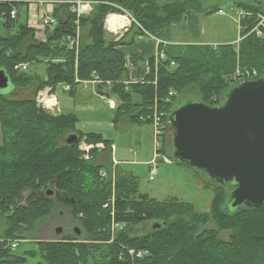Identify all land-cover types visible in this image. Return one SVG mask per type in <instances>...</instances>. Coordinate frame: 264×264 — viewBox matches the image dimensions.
Here are the masks:
<instances>
[{"label": "trees", "instance_id": "trees-1", "mask_svg": "<svg viewBox=\"0 0 264 264\" xmlns=\"http://www.w3.org/2000/svg\"><path fill=\"white\" fill-rule=\"evenodd\" d=\"M68 1L55 7L56 25L52 30L46 28L45 40L39 41L37 30L27 21L17 24L19 11L16 19L10 16L12 8L28 2L1 0L0 11L8 15L10 33L0 36V70L7 73L15 88H27L35 79L19 68L21 64L48 63L37 94L47 88L54 92L64 83L74 85L77 78L90 80L96 72L102 81L114 83L112 93L121 101L115 122L127 116L134 125L152 124L155 108L169 121L171 112L181 105L175 106L171 90L180 94L197 86L201 101L217 107L223 100L212 99L221 98L236 85L229 78L238 68L257 71L259 78H264V28L262 35L255 30L259 16H264V6L258 2L234 0L246 14L240 20L242 39L237 45L172 46L162 42L159 54L166 59L150 58L145 80L130 83L125 56L117 49L125 42L106 41L105 24L112 14H124V10L133 14L135 35L129 44H134V38L148 33L171 41V26L182 20L196 21L205 12L177 0H79L78 12H73L77 0ZM215 11L207 15L220 8ZM16 25L18 32L12 34ZM78 31L81 46L77 50L69 44ZM84 31L91 41L88 45L82 43ZM145 60L140 54L131 56L134 65ZM37 94L20 100L0 93V218L6 219L5 231L0 233V264H28L30 258L38 257L41 260L37 264H264V207H228L226 212L225 186L216 183L211 211L198 213L191 203L177 199L159 202L141 194L135 177H119L115 185L104 181L100 177L102 167L94 164L100 150L92 149L100 143L110 149L111 141L101 134L79 131L75 115L49 114L38 106ZM134 94L142 97L141 103H134ZM70 135L78 137L72 145L67 143ZM84 140L92 147L89 160L80 150ZM166 147L167 137L158 151L161 156H166ZM51 187L73 201L71 215L81 225L80 234L57 241L36 240L37 249L23 256L14 254L9 243L29 239L38 223L54 210V201L47 194ZM43 191L46 196L41 195ZM24 192H31L27 207L18 205ZM210 221L216 222L217 230L199 231ZM144 223H150L152 229L140 237L130 236L124 228H113L114 224ZM219 231H231L230 240L220 239ZM132 250L135 255H131ZM138 252L142 256H137Z\"/></svg>", "mask_w": 264, "mask_h": 264}, {"label": "rangeland", "instance_id": "rangeland-1", "mask_svg": "<svg viewBox=\"0 0 264 264\" xmlns=\"http://www.w3.org/2000/svg\"><path fill=\"white\" fill-rule=\"evenodd\" d=\"M25 1V0H23ZM34 4L39 0H27ZM164 0L163 2H165ZM179 2L187 1L202 10L203 14L199 15V18L196 21L182 20L179 24H174L169 29L171 43L174 45H186V44H204L212 45L216 47L221 44H232L237 45L241 37V28L240 20L246 15L241 9L238 8L237 3H234V0H177ZM237 2V0H235ZM249 4H254L258 2L264 6V0H247ZM220 8V11L207 15L210 11H214L217 8ZM23 8L19 11V21L17 24L25 22L26 19L25 12L22 11ZM22 11V12H21ZM128 11V10H126ZM218 11V10H217ZM130 12V11H129ZM131 13V12H130ZM116 14V13H115ZM125 14V10H124ZM131 15H133L131 13ZM134 17V16H133ZM111 18V20H110ZM113 18L110 16L106 20L105 28L109 29L108 21H112ZM119 21V18L115 19V23ZM114 23V24H115ZM2 24V23H1ZM0 24V28L1 25ZM35 24V23H34ZM113 21L111 25H113ZM17 26V25H16ZM117 26V25H116ZM17 26V30H18ZM42 27V26H41ZM43 29H46L43 27ZM1 31V30H0ZM149 34V33H148ZM151 35V34H150ZM83 38V37H82ZM29 43V42H28ZM162 43V41H159ZM165 43V42H164ZM172 44V46H173ZM160 56V54L158 55ZM157 56V57H158ZM48 63L44 62L39 64H29L27 73L31 75H38V80L43 76V79L46 77V69ZM259 77V72H257ZM35 79L37 76H34ZM34 79V80H35ZM259 79V78H258ZM114 84V83H113ZM128 84V83H127ZM59 87V86H58ZM56 88L57 92H62L60 88ZM113 87V85H112ZM111 87V90H112ZM15 89L13 83L10 81L8 89L1 91L6 95L9 91ZM41 93V92H40ZM40 93L37 95V102ZM63 93V92H62ZM178 93V92H177ZM137 95V94H134ZM226 94L221 98L214 97L212 100L217 102L218 100H224ZM135 99V98H134ZM202 95L197 86H191L185 89L183 92L176 96L175 106L182 104L185 101H200ZM223 103V101H222ZM41 105V104H40ZM38 106L44 109L49 114L53 115L52 109L43 108V106ZM110 115V112L106 111ZM115 114V113H114ZM55 116V115H53ZM107 120V119H105ZM114 120V119H113ZM126 120H129V117L124 116V118L119 122L113 125L103 126L99 132L103 134V137H106L110 140L117 141L119 151L115 153L116 158H123L125 160L131 161L133 164L120 165V169L128 175H133L139 185V192L141 194L148 195L150 197L155 195L157 201H166L171 199H177L179 201H185L191 203L198 213H209L212 208V204L216 195L215 188L217 187L216 182L213 181L210 176L205 172L195 171L187 165L177 164L174 161V146H173V130L172 127L167 131V147H166V158L170 161H163L164 157L159 154L155 149L154 142V133L152 124H128ZM106 122V121H105ZM113 122V121H111ZM130 123V121H129ZM97 130V129H96ZM141 135L142 143L138 146H132L129 144L132 142V136L134 134ZM64 140L61 142L63 143ZM3 144V135L0 130V146ZM133 147V148H132ZM133 151H138L137 155H134ZM93 150H98L93 148ZM99 151V150H98ZM155 155L158 156L157 159V173L155 174V179L150 180L151 176V167L146 164L147 161H150L155 158ZM112 176V175H110ZM109 176V177H110ZM115 178L124 177L125 175H120L117 173L113 175ZM111 178V177H110ZM227 193L226 204L223 206L224 211L228 212V207L231 208V192L234 189V186L231 184L226 185L225 187ZM53 191L52 195H48L50 199L54 201V210L49 217L43 219L38 223L35 232L33 235L28 236L29 239L25 241L20 240V245L17 250H13V253L19 256H23L25 252L32 251L37 249L36 240L39 241H57L62 240L67 237H76L75 228L81 229L80 223L75 220L72 215L73 201L67 197L66 194L60 191H56L55 187H51L50 190ZM47 191V192H48ZM31 192H24L21 200L18 205L21 207H27L29 205V197ZM41 195L46 196L45 191ZM151 198V197H150ZM115 199V198H114ZM112 200V198L110 199ZM124 228L125 231L132 237L146 236L151 232L152 225L150 223H144L140 225H131L126 226L124 224L117 225L114 224L113 228ZM6 228V219L0 218V233L3 234ZM62 228L61 233H57L56 229ZM205 228L211 230H217V224L214 221H210L206 227H200L199 231H203ZM231 231H219L220 239L224 241L230 240ZM41 260L40 257L36 259H29L28 264H37Z\"/></svg>", "mask_w": 264, "mask_h": 264}, {"label": "water", "instance_id": "water-1", "mask_svg": "<svg viewBox=\"0 0 264 264\" xmlns=\"http://www.w3.org/2000/svg\"><path fill=\"white\" fill-rule=\"evenodd\" d=\"M9 84L0 70V92ZM169 122L175 162L205 172L222 186H234L232 210L264 207V78L232 86L217 107L185 101L171 112ZM77 141L76 135L67 137L69 145Z\"/></svg>", "mask_w": 264, "mask_h": 264}, {"label": "crops", "instance_id": "crops-1", "mask_svg": "<svg viewBox=\"0 0 264 264\" xmlns=\"http://www.w3.org/2000/svg\"><path fill=\"white\" fill-rule=\"evenodd\" d=\"M25 1L28 2V5L24 7L22 6L20 7V10L23 8L22 11L25 12L26 14L25 17L26 19L24 20L25 22L26 21L28 22L29 27L37 30V39L39 41H44L45 29H43V27H41L39 23H35L32 20L33 19L32 17L34 16V12L36 10L35 4H32V2L27 0ZM49 1L55 2V7L60 6L65 2H69L68 0H49ZM39 10L40 9H38L37 11ZM111 16L114 20L113 24L115 23L116 18H119V21L116 22L114 26L111 25V22L113 20L108 21V25L110 26L111 29H109L108 27L106 29V41L118 42L120 40H123L125 42L124 45L119 46L117 49L121 51L125 56L126 67L130 74V83L143 82L146 76L150 72V66L148 62L149 59L152 57H157L160 53L159 41L165 42L168 45H172L173 43H171V41H164L154 37L153 35L146 34L145 36L143 35L137 36L136 38H134L135 40L134 44H129L133 40V37L135 35V32L132 29L133 21H135L133 15H131L129 11L125 10V14L114 13ZM0 30H1L0 36L2 37L8 36L10 32L7 28L6 21H4ZM17 32H18L17 26H15V28L12 29L11 33L16 34ZM82 37H83L82 43L84 45L90 44L91 41L88 38L86 31L82 33ZM133 54H140L144 56L146 60L140 63L139 65H134L131 62V56ZM33 76H37V78L33 82H31V84L27 88L24 89L15 88L13 91L11 89V91H9L10 97L20 100L34 98L37 94V89L39 86V80H38L39 76L38 75H33ZM40 78L43 79V76ZM55 91L54 92L52 91V101H51V103L52 102L55 103V106H53L54 108L52 109L53 115L55 116L75 115L79 120L77 125L79 131L86 134H90V133L101 134L103 136V134L99 132V130H101L103 126L113 125V124L115 126L116 123L115 118L118 108L121 106V101L114 93H112L111 88L107 86L98 87L96 85H89L87 88L83 86H76L69 93L66 92L62 93L60 91L56 93ZM133 100L134 103H141L142 97L139 95H133ZM106 111L110 112V115L107 114ZM129 121L130 120H126L127 126H129L128 124H131L129 123ZM104 138L107 139L106 137ZM140 139H141V135L136 133L132 136L131 139L132 142H130L129 144H131L132 146H138L142 143ZM107 140L111 141L112 143L111 148L106 149V146L103 144L105 146V149L100 150V153L98 154L96 160L94 161V164L102 167L101 171H104L108 174V180L110 181L117 180V178L113 176L116 175L117 173H119L120 175H125L124 177H134L133 175H128L124 173L122 169H120V165L133 164L134 161L131 162L123 158L117 159L115 156L117 150L119 151L117 141L110 139ZM130 151L133 152L134 155L138 154V151H133L132 149ZM153 161H155L154 157L152 160L147 161L146 164L152 168ZM150 197L157 199L155 195L153 196L150 195ZM166 201H161V202H166Z\"/></svg>", "mask_w": 264, "mask_h": 264}, {"label": "built area", "instance_id": "built-area-1", "mask_svg": "<svg viewBox=\"0 0 264 264\" xmlns=\"http://www.w3.org/2000/svg\"><path fill=\"white\" fill-rule=\"evenodd\" d=\"M23 0H17V2H21ZM26 2V1H23ZM1 3V0H0ZM80 1L77 0L75 1V5L72 11L73 12H78V6L80 5ZM36 10L34 12V16L32 17L33 21L35 23H39L40 26L45 27V28H49V29H54L55 25H56V19L54 17V9H55V2L53 1H49V0H39L37 2L34 3ZM38 9H40L39 11H37ZM37 11V12H36ZM18 15V9L17 8H12L11 12H10V16L12 19H16ZM8 15L6 13H3L0 11V24L4 23V21H6ZM31 17V16H30ZM260 17V22L258 24V26L255 28V30H257L259 35H262V28H264V16H259ZM1 24V25H2ZM70 47L73 48L75 47L77 50L80 48L81 43H80V32L78 31L77 36L73 39H71L70 42ZM159 57L166 59V56L162 53ZM172 66H175V63L172 62ZM19 68L23 71H27L28 70V64H21L19 66ZM259 77L257 76V71H251V70H242L240 68H238L236 70V72L234 74L231 75V77L229 78L232 82H234L235 84H239L248 80H253V79H258ZM89 85H96V86H107L109 88L112 87L113 83L112 82H105L102 81L100 79V77L98 76V74L95 72L92 74V77L90 80L87 81H81L80 79H76L75 80V84L74 85H70V84H60L58 88L61 89L62 92H66L69 93L73 90L74 87L76 86H83L85 88H87ZM52 89L51 88H47L44 91H42L38 97V103L39 105L41 104L43 106V108H48V109H53L55 106V103H51L52 101ZM171 97H176L178 95L177 91L175 90H171L170 94ZM168 101H170V99H168ZM40 105V106H41ZM152 126H153V133H154V142H155V149L156 151H160L163 148V140L164 138L167 136V131L170 127V122L167 121L165 119V114L163 112H160L157 108H155V113L152 116ZM96 148L98 150H103L105 149V146L103 145V143H100L98 145H96ZM92 149L91 146H89L86 141L84 140L81 145H80V150L82 152L85 153L84 159L89 160L90 159V155L89 152ZM163 161H167L169 162L170 160L167 159L165 156ZM157 159L158 156L155 155V161L152 162V168H151V176L149 177L150 180H154L155 179V174L157 173ZM100 177L102 180H108V174L104 171L100 172ZM115 181L113 180L112 183L113 185H115ZM115 197H112L111 202L114 203ZM114 215V213H112ZM121 226V225H120ZM20 245V240H14L12 242L9 243L8 247L11 248V250H17L19 248ZM131 255H135L136 252L134 250H132ZM137 256H142V253L138 252Z\"/></svg>", "mask_w": 264, "mask_h": 264}, {"label": "bare ground", "instance_id": "bare-ground-1", "mask_svg": "<svg viewBox=\"0 0 264 264\" xmlns=\"http://www.w3.org/2000/svg\"><path fill=\"white\" fill-rule=\"evenodd\" d=\"M113 22H114V20H113Z\"/></svg>", "mask_w": 264, "mask_h": 264}, {"label": "clouds", "instance_id": "clouds-1", "mask_svg": "<svg viewBox=\"0 0 264 264\" xmlns=\"http://www.w3.org/2000/svg\"><path fill=\"white\" fill-rule=\"evenodd\" d=\"M240 84V83H239ZM237 85V84H236Z\"/></svg>", "mask_w": 264, "mask_h": 264}]
</instances>
